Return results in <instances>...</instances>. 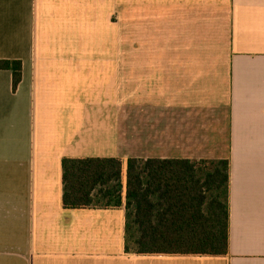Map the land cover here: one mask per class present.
Returning <instances> with one entry per match:
<instances>
[{"label": "crops", "instance_id": "crops-1", "mask_svg": "<svg viewBox=\"0 0 264 264\" xmlns=\"http://www.w3.org/2000/svg\"><path fill=\"white\" fill-rule=\"evenodd\" d=\"M0 59V264H264V0H0ZM63 157L228 159V254H125Z\"/></svg>", "mask_w": 264, "mask_h": 264}, {"label": "trees", "instance_id": "trees-1", "mask_svg": "<svg viewBox=\"0 0 264 264\" xmlns=\"http://www.w3.org/2000/svg\"><path fill=\"white\" fill-rule=\"evenodd\" d=\"M0 69L15 88L21 61ZM61 167L64 208L123 207L125 254H228V159L63 157Z\"/></svg>", "mask_w": 264, "mask_h": 264}, {"label": "rangeland", "instance_id": "rangeland-1", "mask_svg": "<svg viewBox=\"0 0 264 264\" xmlns=\"http://www.w3.org/2000/svg\"><path fill=\"white\" fill-rule=\"evenodd\" d=\"M121 2H126V0H121ZM124 47L126 51V32H121V48H124ZM121 59L126 60V52H121Z\"/></svg>", "mask_w": 264, "mask_h": 264}]
</instances>
